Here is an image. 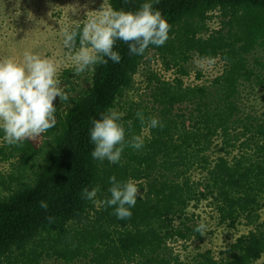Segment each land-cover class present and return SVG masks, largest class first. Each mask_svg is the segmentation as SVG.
<instances>
[{"label": "trees", "instance_id": "1", "mask_svg": "<svg viewBox=\"0 0 264 264\" xmlns=\"http://www.w3.org/2000/svg\"><path fill=\"white\" fill-rule=\"evenodd\" d=\"M107 1L125 11L144 2ZM154 8L170 25L163 46L150 45L137 56L118 40L120 63L93 66L85 72L88 86L78 83L83 73L63 70L59 81L69 102L53 101V129L19 146L8 145L0 133V158L10 164L0 172V264H264V118L240 103L243 87H264V61L250 60L264 51V0H159ZM214 12L223 26L212 30ZM151 52L167 71L178 67L179 75L166 80L151 72L146 88L153 106L139 101L126 108V138L147 131L145 146L125 148L119 164L93 160L91 121L135 89V74ZM191 53L222 60L224 71L207 83H186ZM137 111L164 127L142 129ZM112 175L132 179L143 193L127 221L102 203ZM93 187L95 204L82 196ZM42 200L47 210L39 207ZM204 200L227 227L245 221L252 228L219 255L198 252L184 261L175 244L201 237L187 224L188 209Z\"/></svg>", "mask_w": 264, "mask_h": 264}, {"label": "clouds", "instance_id": "2", "mask_svg": "<svg viewBox=\"0 0 264 264\" xmlns=\"http://www.w3.org/2000/svg\"><path fill=\"white\" fill-rule=\"evenodd\" d=\"M99 10L87 11L82 23L74 26L60 25L64 48L70 49V67L73 74L93 70V66L107 64L109 60L120 63L121 55L114 50L116 42L128 45L132 55L142 56L151 46L161 47L169 38L170 25L159 9L154 8L159 0H144L135 11L113 9L105 6ZM77 9L72 12L77 13ZM78 42V47H77ZM69 102V96L59 87L57 66L50 59L25 51L20 60L0 59V133L8 145H21L57 125L53 101ZM143 128H163V123L154 116L145 117L141 111L135 113ZM119 112L109 109L99 119L91 121L88 135L94 146L93 160L109 164L121 163L125 148L139 151L145 146L143 134L126 138V128L121 123ZM131 125V121L128 122ZM108 197L102 203L111 208L117 220L127 221L132 217L138 195L137 184L132 180L120 181L115 175L108 178ZM98 189L84 188L83 198L97 203ZM39 207L47 210L46 201ZM51 222V218H49ZM207 226L198 223L194 231L204 234Z\"/></svg>", "mask_w": 264, "mask_h": 264}, {"label": "rangeland", "instance_id": "3", "mask_svg": "<svg viewBox=\"0 0 264 264\" xmlns=\"http://www.w3.org/2000/svg\"><path fill=\"white\" fill-rule=\"evenodd\" d=\"M103 2L104 0H0V59L20 60L25 51L33 52L55 63L59 81L63 70L70 68L69 57L72 51L63 46L60 25L74 26L82 23L85 13L99 10ZM105 6H109L107 0ZM75 8L78 11L74 14L72 10ZM211 14L210 28L212 30L221 28L223 26L221 15L218 12ZM256 57L264 61V51L259 49L253 52L250 55L251 62ZM185 64L189 74L182 77L186 83L191 84L207 83L224 71L222 60L204 59L196 53H191ZM176 69L167 71L160 55L155 52L149 53L135 74V89L119 101L113 110L119 112L123 118L126 115V108H130L133 102L140 101L153 106L150 90L146 88L148 75L156 72L162 79L174 80L179 75ZM78 83L88 86V74L83 73ZM59 87L62 89L61 81ZM240 103L246 112L264 118V87H243ZM142 134L144 137L148 136L147 131ZM211 150L216 153L217 147L214 145ZM9 167V162L0 158V172L7 173ZM195 173L202 176L199 171ZM1 193L5 192L0 189V195ZM261 214L264 221V211ZM188 216L192 218L187 222L189 226L195 228L198 223H204L207 228L201 237L194 236L185 244H175L176 252L184 261L193 258L198 252L212 251L219 255L218 253L222 252L235 237L248 233L252 228L245 221L239 222L235 228L227 227L219 221L218 214L210 202L205 200L198 205H191ZM44 264L64 263L51 260Z\"/></svg>", "mask_w": 264, "mask_h": 264}]
</instances>
